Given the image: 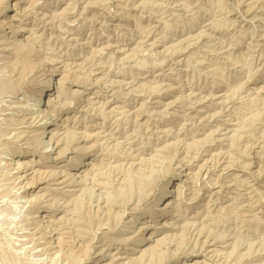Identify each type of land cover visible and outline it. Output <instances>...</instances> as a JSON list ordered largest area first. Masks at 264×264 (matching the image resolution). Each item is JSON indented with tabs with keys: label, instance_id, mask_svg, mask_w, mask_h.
I'll list each match as a JSON object with an SVG mask.
<instances>
[{
	"label": "rangeland",
	"instance_id": "obj_1",
	"mask_svg": "<svg viewBox=\"0 0 264 264\" xmlns=\"http://www.w3.org/2000/svg\"><path fill=\"white\" fill-rule=\"evenodd\" d=\"M0 264H264V0H0Z\"/></svg>",
	"mask_w": 264,
	"mask_h": 264
},
{
	"label": "bare ground",
	"instance_id": "obj_2",
	"mask_svg": "<svg viewBox=\"0 0 264 264\" xmlns=\"http://www.w3.org/2000/svg\"><path fill=\"white\" fill-rule=\"evenodd\" d=\"M5 12H3V14H4ZM45 60V59H44ZM52 75H51V77H49L48 79H47V84H46V82H45V85H43V87L42 88H40V89H38V90H36V91H34L32 94H30L29 95V97L26 99V102H29V103H32L33 104V108H34V110H36L37 112H38V110H40V111H42V112H44L43 111V108H39V106H41V107H44L45 106V104H46V100H47V98H48V93L50 92V91H52L54 88H55V84H56V79L53 81L52 80ZM44 88L45 89H47V91H46V93L44 94L43 93V91L42 90H44ZM44 94V95H43ZM26 106V105H25ZM30 106V105H29ZM32 108V107H31ZM41 114V113H40ZM43 114V113H42ZM44 114H45V112H44ZM46 116V115H45ZM48 116V115H47ZM44 117V116H43ZM47 118V117H46ZM45 119V118H44ZM45 122V121H44ZM43 123V122H42ZM46 125H48V127H47V129H46V131H47V136L49 137V135L51 134V131H50V128L52 127V125H53V123H49L48 121H47V119H46V122L45 123H43L42 124V126H41V129L42 128H44V126H46ZM44 138H45V130H42L41 131V135H40V140H44ZM50 141H51V138H50ZM47 150V149H46ZM24 162H26L27 163V161H24ZM81 168H79V169H77V170H80ZM75 182H76V180H75ZM170 192H173V191H170ZM169 192V193H170ZM166 208H168V206H166L165 207V209H163L162 211L163 212H166Z\"/></svg>",
	"mask_w": 264,
	"mask_h": 264
}]
</instances>
